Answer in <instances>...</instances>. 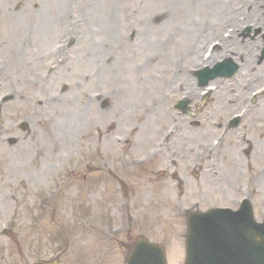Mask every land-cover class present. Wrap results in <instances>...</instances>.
I'll return each instance as SVG.
<instances>
[{
  "label": "rangeland",
  "instance_id": "obj_1",
  "mask_svg": "<svg viewBox=\"0 0 264 264\" xmlns=\"http://www.w3.org/2000/svg\"><path fill=\"white\" fill-rule=\"evenodd\" d=\"M18 1L21 3L17 7ZM25 1L0 0V26L9 23L13 26V29L4 30L0 34V43L4 44L7 39H13L15 42L22 40L24 44L23 52L18 56V67L10 71L9 78L14 77V88H6V83L0 85V96L12 97L5 106H12L11 114L7 117L2 109L0 110V126H5L6 119L8 125L14 123L17 129L13 136L0 140L8 141L12 138L19 140L10 150L14 152L16 158L13 161L14 177L2 178L0 183H3L5 188H13L18 204L27 206L26 202L29 203L27 193L37 197L42 193L40 186L41 178L44 176L40 175L42 159L50 165V161H56V153L61 154L63 151V155L67 157L69 152L73 155L74 151L75 153L79 151L80 156H91L92 168L87 171L88 177L82 179L80 175L78 181H73L76 188L72 187L64 194L62 212L64 215L56 213L54 218L50 219L70 221L68 225H72L74 220H84L85 214L89 212L86 210L66 212L71 202L84 204L88 199L87 195L93 192L105 198L106 194L102 189L104 185H107L114 209L116 208L118 191L113 181L111 184L105 181V170L99 168L100 161L111 160L116 169L125 158L130 162L133 157L141 155L145 145H138L136 142L146 137L155 140L158 134L163 135L168 124V116L164 117L162 111L159 112V108L163 107V101H167L162 96L170 93L169 102L181 97L175 88L179 91L180 82L184 80L189 82L188 77L191 73L199 69L196 67L201 63L205 47L223 38L227 29L233 27L231 21L235 18L239 20L248 10L264 15V0H60L63 6L60 10L49 13L50 25L47 30L39 33L37 18L22 17V21L16 22L19 7L25 4ZM32 1L29 7L32 13L41 10L51 12L53 9L52 0ZM95 7L97 13H94ZM238 23L243 29L255 27L250 22ZM38 33L41 35L39 39ZM4 35L7 37L6 40L1 39ZM252 35L251 39L255 41L254 48L250 47V50L254 51L253 56L256 60L261 62L259 58L262 57L264 30L254 28ZM72 40L75 41V45L70 48L68 45ZM1 52L3 53L4 49L0 47V54ZM218 60L217 57L210 63ZM40 72H45L46 81L38 87L31 88L36 91L34 93L36 97L48 104V107L45 105L46 114L43 118L31 112L15 114L14 108L16 107L19 113L17 105L23 103L27 97L25 91L30 79ZM24 80L25 84L22 83ZM57 81L59 84L54 88ZM19 87L23 93L19 92ZM88 90L89 93L111 91L113 95L108 105L110 108H101L98 102H95L92 108H85L84 103L87 102L85 95ZM52 95H58V101ZM81 100L83 102L79 105ZM154 101L158 102L159 108L156 110L151 106ZM61 104L67 105L68 112L62 114L59 110V115L56 116L54 112L57 106L62 109ZM77 104L82 108L84 120L79 117L80 107L77 111ZM127 106L135 109L130 110ZM19 107L23 110V107ZM89 111L90 114H87ZM158 112L160 119L155 123L148 114L158 115ZM90 116L94 123L93 129L88 127L91 123ZM46 117L50 118L49 122L45 121ZM193 120L190 122L193 123ZM22 121L30 125L27 132L20 130ZM80 127L86 130L77 136L76 131ZM213 130L211 133L208 132V139L217 135V128ZM188 131L194 135L199 128L192 124ZM33 134L34 143L30 144L29 140L24 142L25 139H31ZM84 141L90 142L91 152L86 150ZM48 150L55 158H43L48 157L46 155ZM105 150L112 154L109 159L105 157ZM7 154L12 157L11 153ZM76 158L64 159L72 162ZM212 164L210 161L209 165ZM1 167L5 170L8 164H2ZM128 167L134 175L127 176L126 182L131 178L132 183L141 185L133 202V212L136 208L141 209L137 214L140 221L138 223L130 221L131 226L139 225L147 236L164 242L169 248L171 261L182 264L185 259L183 251L185 244L179 242V235L183 229L184 219L180 217L181 221H174L173 202H163L159 209L153 203L157 197L156 185L151 183L152 180L148 176L154 168L153 165L143 171L139 164L136 165L137 169ZM28 180H33L35 187L31 186ZM29 187L30 190L26 191ZM135 193L132 192V195ZM98 207L106 208L104 205ZM130 207L129 202L128 213H131ZM159 212L165 215V218L159 219L157 217ZM90 213L101 219L106 217L103 211L94 210ZM19 214L20 217H25L24 212ZM141 223L150 225L142 227ZM44 228L46 227L41 230ZM83 238L73 237L71 248L92 239L87 233H84Z\"/></svg>",
  "mask_w": 264,
  "mask_h": 264
},
{
  "label": "bare ground",
  "instance_id": "obj_2",
  "mask_svg": "<svg viewBox=\"0 0 264 264\" xmlns=\"http://www.w3.org/2000/svg\"><path fill=\"white\" fill-rule=\"evenodd\" d=\"M21 1H18L17 2V7L20 5ZM25 4L21 5L19 7V15H17V20L16 22H20L22 21V17H25V18H28V19H33V18H37V30L39 31V33L41 31H45L47 30V28L49 27L50 25V18H49V13H52V12H56L58 10L61 9V7L63 6V3L60 1V0H52V7L53 9L51 10V12H47L46 10H41L39 12H31L29 10V7L32 5L33 1L32 0H26L24 2ZM232 4V2H231ZM230 4V7L231 8V5ZM35 8V7H34ZM97 7H95V11L94 13H97ZM40 13V14H39ZM38 14V15H37ZM257 20H260V17H257ZM10 21V19H9ZM257 25H260V21ZM0 29L2 30V32L4 30H8L9 29H13V26L12 24H8V25H2V27L0 26ZM211 29H214V27H212ZM38 33V39L41 37V35ZM6 35H4L3 37L4 38H7L5 37ZM13 39L10 40V43L7 45V52L5 55L2 56L1 58V61H0V75H3L5 74L6 72H10V68L8 66H5V62L6 60L8 59V57H13ZM13 62V64H12ZM10 64H12V68L17 66L18 65V58L16 57L14 61H12ZM10 66V65H9ZM248 67V70H251L253 68V62L250 61L248 62L247 66ZM42 75L41 74H37L36 77L32 78L30 83L31 84H28L26 86V91H25V94H27V97L25 99V101L23 102V108L26 112H31V113H34V115H43V114H46V108H45V103H41V100L39 98H37L34 93L36 92L33 88H31V85L33 87H37L41 82H42ZM25 80L23 81V84H25ZM59 83L56 82L54 84V88L57 87ZM8 85H10V81H8ZM56 86V87H55ZM58 98L57 96H55V100L58 101ZM88 104V103H86ZM62 109H60L58 106H57V110H55V115L58 116L59 115V110L62 114H66L68 112V107L67 105H61L60 106ZM79 106L77 104V110H78ZM165 108V107H164ZM74 111V110H73ZM49 117V116H48ZM48 117L45 118V121L48 120ZM42 122V120H40ZM80 131H85V129H78ZM149 137H146V138H143L142 140L140 141H137V144H142V143H145L147 140H148ZM34 143V141H30L29 140V143ZM49 155V154H48ZM34 156V155H33ZM69 156H72V154H69ZM47 171L49 172L50 171V168H47ZM14 175V174H13Z\"/></svg>",
  "mask_w": 264,
  "mask_h": 264
},
{
  "label": "water",
  "instance_id": "obj_3",
  "mask_svg": "<svg viewBox=\"0 0 264 264\" xmlns=\"http://www.w3.org/2000/svg\"><path fill=\"white\" fill-rule=\"evenodd\" d=\"M232 228H233V226H231V224L230 225H227L226 227H225V229L228 231V236H231L232 234L231 233H236L237 235L239 234V232H240V229L238 228V227H235L233 230H232ZM233 231V232H232ZM227 248H230V249H234V250H236V248L234 247V248H231L230 246H227Z\"/></svg>",
  "mask_w": 264,
  "mask_h": 264
}]
</instances>
